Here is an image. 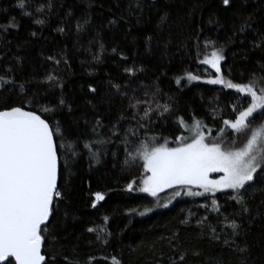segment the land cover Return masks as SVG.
Masks as SVG:
<instances>
[{"label": "trees", "instance_id": "obj_1", "mask_svg": "<svg viewBox=\"0 0 264 264\" xmlns=\"http://www.w3.org/2000/svg\"><path fill=\"white\" fill-rule=\"evenodd\" d=\"M18 2L0 0V24L11 17L19 23L18 29L0 34V75L14 78L17 85L24 84V91L18 87L0 91V110L23 106L47 117L53 126L59 122L64 140L57 136V142L77 144L79 151L72 156L60 150L58 189L62 198L54 201L55 236L43 246L47 258L55 257V264H67L65 257L79 264H112V258L120 264H170L169 256L176 258L186 252L187 264H243L245 256L248 264H264V195L257 193L249 200L256 216L251 223L250 218L231 215L239 210V205L229 199L232 190L215 194L223 215L212 211V195L182 197L169 207L153 210L160 205L158 197L139 190L143 161L125 163L126 148L132 145L123 142V135L129 128H136V123L127 119L131 114L128 101L113 87L118 84L121 92L129 95L135 89L137 97L151 102L153 109L157 102L171 109L164 117L153 112L150 123L142 121L147 127L138 130L141 139L155 138L158 144L166 139L170 147H175V138L185 134L179 124L181 117L186 124L200 120L205 132L212 129L210 137L220 135L225 128L223 120L234 119L237 113L233 108L246 107L250 98L223 85L206 83L217 76L215 69L200 63L205 57L211 58L213 46H206V42L223 46L225 59L220 74L225 79L244 84L253 73L260 74L264 50L253 49L252 45L259 39L257 33L264 35V0H230L227 7L223 0H26V10L44 20L43 25L22 15L15 6ZM40 5L44 13L35 12ZM165 13L168 22L157 27ZM249 15L252 30L234 35L241 23L238 17ZM84 19L89 23L77 32V23ZM210 19L214 23L210 24ZM97 56L99 59H94ZM126 68L137 71L130 76ZM188 73L200 79L189 82ZM49 74L57 77L51 84L47 82ZM177 79L181 80L179 85ZM90 87L96 92H90ZM34 97L38 103L30 104ZM61 97L71 106V112L67 107L55 112L42 110L55 108ZM121 114L126 119L120 121L118 138L110 129ZM254 117L256 125L264 120L258 114ZM97 120L102 126H96ZM232 138L235 136L229 129L223 139L231 143ZM97 139L107 141L93 146V151H99L98 162L83 148L85 142ZM130 139L138 144L135 137ZM130 183L132 191L128 190ZM255 188H264V181H258ZM252 191L249 188L245 196ZM96 193L105 199L93 208ZM149 208L152 211L139 215ZM205 216L207 221L198 226L197 221ZM186 219L189 223H182ZM233 219L243 229L241 236L234 238L226 227ZM97 226L110 233L107 244L87 231ZM210 227L216 228L220 241L210 239ZM225 234L240 247L247 246L249 253L241 255L224 246ZM197 251L199 256L192 255Z\"/></svg>", "mask_w": 264, "mask_h": 264}, {"label": "snow or ice", "instance_id": "obj_2", "mask_svg": "<svg viewBox=\"0 0 264 264\" xmlns=\"http://www.w3.org/2000/svg\"><path fill=\"white\" fill-rule=\"evenodd\" d=\"M224 6H229L230 0H223ZM21 9L22 15L34 19L37 25H43L44 20L36 19L31 11H27L26 0H19L15 5ZM49 8L51 7L49 3ZM137 4V8H139ZM142 10V9H141ZM43 5L35 8L36 13H44ZM241 19L240 26L234 30V35L245 33L252 30L253 20L251 15L247 17H238ZM168 15L165 13L160 17V23L157 27L168 22ZM139 23V20L137 21ZM89 23L84 19L83 23H77V32L83 31ZM112 23H115L113 21ZM209 23H214L209 20ZM19 23L15 17H11L6 24H0V34L8 33L12 29H18ZM58 31L64 32L63 28ZM32 36L36 33L32 32ZM253 42V49L264 50V35ZM148 37V40H151ZM231 40V38H229ZM214 41H207V45L213 46L211 58L205 57L200 61L202 64H208L217 73L213 79L206 81L212 85H223L226 88L234 89L237 93L243 94L245 98H250L247 106L240 105L234 107L236 112L234 119H225L223 124L226 129H231L238 135L248 134L246 143L240 148H225L222 142L215 138L209 141L202 128L204 125L199 120H195L192 125L186 124L183 118H179V124L190 133L191 136L180 135L175 138V147H169L165 139L163 144H158L153 140L141 139L137 133L141 128L147 125L142 121H152L153 112L159 113V117H164L171 109L167 104L160 105L157 102L156 108L151 107V102L140 100L136 95V90H132L129 95L127 91L121 92V86L114 84L113 87L120 92L122 97L127 99V109L131 114L127 119L135 121L136 128H129L124 132L123 142L126 145H132L126 148V164H135L137 160H142V167L145 176L141 181L140 191L148 193L152 197H157L159 193L166 189L186 190L188 196H204L211 193L213 199L212 211L218 215H223L221 207L214 198L217 192L232 190L233 195L229 199L234 200L239 205V210L231 215H238L250 218V223L256 219L252 214V208L249 204L250 199H254L257 193L264 195V188H255L258 181H264V120L259 125L254 123V114L264 117V64L260 65V74L253 73L247 83H234L230 79H225L221 75V62L225 59L223 46L215 47ZM103 46L101 45V48ZM167 47V45H165ZM116 49H113L115 52ZM53 59V57H49ZM99 59V57H94ZM126 59V57H124ZM59 64V60H54ZM11 71L10 69L8 70ZM137 69L126 68L125 72L130 76L135 75ZM183 79V78H181ZM187 81H197L199 76L191 73L187 74ZM57 77L49 74L47 82H55ZM176 83H181L177 79ZM19 88L24 91V84H16L14 78L7 75H0V91L5 89L15 90ZM129 87V86H126ZM90 92L95 93V88H89ZM147 96L148 93H145ZM153 101L155 95L153 94ZM30 104L38 103L33 98ZM141 105H145L141 107ZM67 107L71 112L72 108L61 97L55 108L43 107L44 112H55L57 108ZM143 115H140V113ZM126 116L121 114L115 124L110 129L111 134L120 137V121L125 120ZM87 123V122H86ZM96 126H102L101 121L95 122ZM96 132V127H93ZM221 136L226 135L225 129H221ZM57 136L64 140V134L60 129L59 122L55 126L49 123L47 117L37 114L36 111L25 109L23 106H13L0 110V264H55V257L49 260L44 252L43 246L49 237L55 236V209L54 201L62 198L58 189V180L60 178V159L61 149L65 155L70 153L72 156L79 155L78 146L74 143H58ZM130 137H135L138 144H133ZM235 144V138L231 139ZM107 141L102 139L85 142L83 148L86 149L93 159L99 161V151H93V146L105 144ZM65 167L67 163L65 162ZM212 173H221L219 179H210ZM135 183V182H133ZM193 188L202 189V191H193ZM251 188L253 191L246 197L245 193ZM128 190H133V185H128ZM180 196L181 191L177 190L173 194ZM105 196L101 193L95 194L96 202L103 201ZM264 205V200H261ZM167 207V204L163 205ZM96 207V203L92 204ZM207 209V205H202ZM152 209H146L139 212L144 216ZM208 217L205 216L197 221L198 226H203ZM227 215L224 220H228ZM105 224L108 218L105 217ZM182 223L187 224L186 219ZM226 227L230 228L231 237L241 236L242 225L236 223L235 219ZM213 236L210 239L220 241V234L215 227H210ZM90 233H96V239L104 244L108 243L107 237L110 235L105 228L101 226L89 227ZM103 233V236H101ZM175 235V234H174ZM229 238L225 234L222 244L231 247L233 251H238L241 255L249 253L247 246L240 247L235 239ZM169 247L173 252L177 249ZM187 253L180 252L176 258L169 256L170 264H187ZM192 255L199 256L200 252H193ZM92 258H89L91 262ZM67 264H79L78 260L65 257ZM112 264H120L116 258H112ZM243 264H248L247 257Z\"/></svg>", "mask_w": 264, "mask_h": 264}, {"label": "rangeland", "instance_id": "obj_3", "mask_svg": "<svg viewBox=\"0 0 264 264\" xmlns=\"http://www.w3.org/2000/svg\"><path fill=\"white\" fill-rule=\"evenodd\" d=\"M254 115H256V114H254ZM193 123H194V121L192 123H189L188 125H192ZM182 128H183V130H185L183 126H182ZM204 128L205 127L202 128V132H203V134L206 137H208L209 141H211V140H213L215 138L216 140L222 142V144H223V146L225 148H229V147L240 148V147H242L246 143V140L248 138V134L238 135V134L233 133L234 136H235V141H236L235 144L233 145L232 142L231 143H225L226 140L223 139V136H221V134L218 135V136L210 137L209 134L212 132V129H209L207 132H205L204 131ZM223 129H225V132H228L229 131V129H226V128H223ZM191 135H192V133H190V132H188V131L185 130L184 136L188 137V136H191ZM221 175H222L221 173H212L210 175V179H219ZM144 176H145V173H144ZM144 176L142 177V179L144 178ZM142 179H141V181H142ZM141 181H140V187L142 186L141 185ZM177 190H180L181 191V195L180 196H174L173 195L174 192L177 191ZM192 190L193 191H202V189H197V188H193ZM185 191L186 190H182V189H166L165 191L159 193L157 197H158V199L160 201V205L158 206V208L156 207L153 210L166 208V207L163 206L165 204H167V207H169L176 200H178L179 198H182V197H200V196H188V195L185 194ZM226 191H229V190H226ZM217 193H220V192H217ZM145 194H148V193H145ZM207 195H212V194L211 193H207L204 196H207ZM93 203H97L96 200H95V196H94V202Z\"/></svg>", "mask_w": 264, "mask_h": 264}]
</instances>
